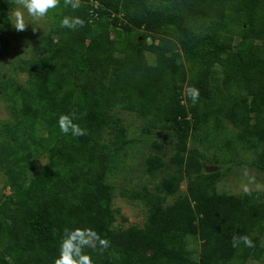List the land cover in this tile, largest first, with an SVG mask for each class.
Masks as SVG:
<instances>
[{
	"label": "trees",
	"instance_id": "trees-1",
	"mask_svg": "<svg viewBox=\"0 0 264 264\" xmlns=\"http://www.w3.org/2000/svg\"><path fill=\"white\" fill-rule=\"evenodd\" d=\"M13 2L0 0V56ZM47 16L44 53L22 61L27 78L0 82L14 115L0 137V173L11 190L0 195V264H54L65 230L75 228L108 242L84 247L94 264H255L248 260L259 257L264 238L259 193H216L220 172H205L206 158L188 144L202 132H223L227 121L242 145L257 150L252 164L264 171V0H80L75 10L60 0ZM63 16L85 23L62 28ZM193 87L195 103L187 95ZM115 109L136 113L146 133L171 131L172 161L189 175L185 197L164 207L160 195H140L145 224L119 230L112 229L114 189L105 180L128 143ZM62 114L73 115L85 134L62 133ZM153 144L150 175L165 165L163 144ZM41 156L47 160L31 175ZM182 176L164 177L159 189L175 194ZM189 236L200 242L197 259ZM241 236L252 246L233 247ZM138 246L154 252L146 257Z\"/></svg>",
	"mask_w": 264,
	"mask_h": 264
},
{
	"label": "rangeland",
	"instance_id": "rangeland-1",
	"mask_svg": "<svg viewBox=\"0 0 264 264\" xmlns=\"http://www.w3.org/2000/svg\"><path fill=\"white\" fill-rule=\"evenodd\" d=\"M17 7L15 0L9 10L10 18ZM26 26L23 32H16L11 28L9 46L0 56V82H23L27 73L21 68L22 61L35 58L44 53L41 39L50 29L51 19L46 16L43 19L34 21L25 12ZM33 29H36L34 32ZM148 62L152 63L154 56L146 54ZM126 129L128 143L119 155H116L110 170L105 178L106 182L113 186L114 194L111 208L115 214V221L112 229L119 230L129 226L142 227L148 217V205L145 203L143 194L160 195V202L164 207L174 203L179 197L187 195V184L189 175L183 172L180 163L172 161L175 154V138L171 131L153 129L151 133L143 131L145 121L136 113L115 109ZM14 115L8 96L0 94V137H4L2 127L5 123H12ZM225 123L223 132L206 133L202 132L200 137L190 140L189 149L197 150L204 158L203 163L217 166L220 172L214 191L218 194L242 196L249 191H257L259 199L264 202V171H260L252 161L257 155V150L244 146L234 134L236 129ZM226 132V133H225ZM228 140L232 142H228ZM163 144L162 156L165 160L164 167L156 174L150 175L146 172V158L158 150L153 143ZM46 156L34 158L30 174L33 175L36 166L44 163ZM215 160H228V164L215 163ZM209 161V162H208ZM182 173L183 180L179 190L172 195L161 191L160 182L172 173ZM11 193L5 176L0 173V195L7 196ZM84 229V228H81ZM187 248L194 259L198 258L200 242L195 236L188 237ZM261 248L258 249L259 257L250 258V263L264 261V238L261 240ZM137 251L146 257H151L153 249L147 246H138Z\"/></svg>",
	"mask_w": 264,
	"mask_h": 264
},
{
	"label": "clouds",
	"instance_id": "clouds-1",
	"mask_svg": "<svg viewBox=\"0 0 264 264\" xmlns=\"http://www.w3.org/2000/svg\"><path fill=\"white\" fill-rule=\"evenodd\" d=\"M17 7L12 12V18L9 24L16 32H23L27 24L25 22V12L34 21L45 18L49 14V10L56 9L60 0H15ZM65 5H70L72 9L80 7V0H65ZM84 20L78 16H63L60 20V27L74 30L78 26L83 27ZM2 27V26H0ZM35 32L36 29H33ZM187 95L195 103L199 97V90L196 88H188ZM74 116L70 114H62L57 120V124L62 133H71L74 137L85 134V130L78 124L74 123ZM248 191L247 188L244 189ZM98 241L99 245L107 247L108 242L101 239L97 233L88 228H75L73 230H65L64 239L59 246V255L54 260V264H94L90 255L83 252L85 246L92 245ZM240 241L245 246L251 247L252 241L247 236L233 237L232 244L235 247Z\"/></svg>",
	"mask_w": 264,
	"mask_h": 264
},
{
	"label": "water",
	"instance_id": "water-1",
	"mask_svg": "<svg viewBox=\"0 0 264 264\" xmlns=\"http://www.w3.org/2000/svg\"><path fill=\"white\" fill-rule=\"evenodd\" d=\"M203 169L205 172H214L218 170L217 166L207 165L206 163H203Z\"/></svg>",
	"mask_w": 264,
	"mask_h": 264
}]
</instances>
